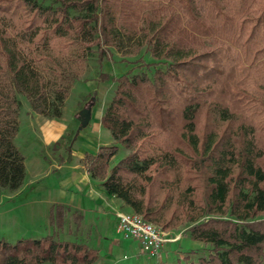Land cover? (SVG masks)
I'll return each mask as SVG.
<instances>
[{
    "label": "trees",
    "instance_id": "trees-1",
    "mask_svg": "<svg viewBox=\"0 0 264 264\" xmlns=\"http://www.w3.org/2000/svg\"><path fill=\"white\" fill-rule=\"evenodd\" d=\"M110 49L143 69L112 79L100 123L113 145L83 157L90 177L161 230L187 223L209 247L187 264H264V0H0V191L25 177L17 96L60 118L93 51ZM67 212L50 207L49 225L63 231ZM98 255L56 233L0 239V264Z\"/></svg>",
    "mask_w": 264,
    "mask_h": 264
},
{
    "label": "rangeland",
    "instance_id": "rangeland-1",
    "mask_svg": "<svg viewBox=\"0 0 264 264\" xmlns=\"http://www.w3.org/2000/svg\"><path fill=\"white\" fill-rule=\"evenodd\" d=\"M135 58L136 57H129L127 60L122 59L119 53L110 49L107 57L97 61V54L93 51L87 60L85 69L74 81L63 103V120L72 125V122L75 121L73 118H75L77 114H80V112H82L84 108L89 105H97L99 101L105 104L106 108L116 86V84L112 82V79L118 76L120 72H125L130 68H133V72H139L143 69L140 63L133 62L136 60ZM143 58L145 61L151 60L146 54H144ZM104 75L107 77H103ZM17 98L20 102V108L18 111L19 130L15 139V144L19 147V152L21 151V153H23L30 162L35 159H50L57 153L64 142L68 140L69 133L60 141L58 140L57 144L43 143L37 133L33 131L34 128L37 129L35 124L33 122L30 123L29 119L26 118L25 112L27 110L30 111L32 116H35L33 115L35 113L30 110L27 99L22 95L17 96ZM54 119L57 120L58 118ZM76 121L75 123L78 124V127L75 132L79 131L85 133L90 130L91 123L85 126H80L79 121L77 119ZM121 156L122 152L120 150L117 153L116 160ZM37 180L38 181L36 183L39 185H44L46 183V179L37 178ZM10 194V192L5 190L0 191V239H3L7 243H14L16 240L22 238H40L56 233L58 239L60 240L85 241L88 246L97 249L98 253L100 250V260L105 261L107 264H150L153 260L154 262L152 264H187L189 262H196V259L199 256H205L209 251V247L207 245L190 240L186 234L189 225L187 223H180L177 225L173 224L169 229H163L168 233H181L180 241L174 244L163 245L159 253V258L149 257L139 252L135 241L131 239H116L111 230L113 224L111 220L106 226L103 224L102 228L100 227V229L107 234H95L93 227L87 230V234H84L82 232L83 229H85L86 220H83L84 222L81 223V226L79 225L78 227H75L71 216H68L67 219L70 221L68 222L65 218L66 221L62 227L63 232L59 229H53V227L49 225L47 222L48 218L44 212V207L41 206L40 203L35 205H25L22 209H18L16 211L12 210L10 208L12 203L10 200ZM25 195L26 193L19 199H27L25 198ZM180 205L181 202L175 200L171 206L176 209ZM119 206L123 212H130L128 207L125 208L121 205ZM69 226H71V229L74 230L72 234H68L67 229L70 228ZM100 236H103L102 239H104V241L101 242V247L98 246ZM112 242L113 249L111 252H108L106 250L107 246ZM133 243L136 244V247ZM185 255H187V258H184Z\"/></svg>",
    "mask_w": 264,
    "mask_h": 264
},
{
    "label": "crops",
    "instance_id": "crops-1",
    "mask_svg": "<svg viewBox=\"0 0 264 264\" xmlns=\"http://www.w3.org/2000/svg\"><path fill=\"white\" fill-rule=\"evenodd\" d=\"M104 109L105 104L100 101L97 105H89L84 108V110L89 112V121L86 125L91 123L90 130L85 133L75 132L78 127L75 121L79 114L73 118L75 121L70 125L67 121L63 120L62 115L55 120L54 118L45 119L36 114L32 116L28 110L25 112L29 122H33L35 127H37L33 131L37 133L43 143L57 144L58 140L60 141L69 134L68 140L64 142L57 153L50 159H35L30 162L20 151L24 160L25 177L20 189L10 194L12 202L10 208L12 210L16 211L22 209L25 205L40 203L44 207V212L48 218L49 208L60 205L68 208L66 219L73 213H77L81 216L80 226L86 220V226L82 232L84 234H87V230L92 227L95 230V234H107L100 227L102 228L103 224L106 226L111 220L113 222L111 230L116 238L115 213L118 211L123 212L119 208V205L125 208L127 206L116 197L107 194L100 186V183L90 177L82 164V159L86 154H95L100 146L113 145V139L109 131L100 123ZM17 133L13 140L14 144ZM16 148L19 151L17 145ZM37 178L46 179V183L44 185L37 184ZM25 193V198L27 199L20 200L19 198ZM102 238L103 236H100V241H98V246L100 247L102 246L101 242L104 241ZM112 244L113 242L108 244L106 249L108 252L112 251ZM133 245L136 247L135 243ZM100 259L98 255V259L93 264H107ZM153 262L151 261L150 264Z\"/></svg>",
    "mask_w": 264,
    "mask_h": 264
},
{
    "label": "built area",
    "instance_id": "built-area-1",
    "mask_svg": "<svg viewBox=\"0 0 264 264\" xmlns=\"http://www.w3.org/2000/svg\"><path fill=\"white\" fill-rule=\"evenodd\" d=\"M115 217L116 238L135 241L139 252L149 257L158 258L165 243H175L181 239V233L165 232L145 221L139 214L118 211L115 213Z\"/></svg>",
    "mask_w": 264,
    "mask_h": 264
},
{
    "label": "water",
    "instance_id": "water-1",
    "mask_svg": "<svg viewBox=\"0 0 264 264\" xmlns=\"http://www.w3.org/2000/svg\"><path fill=\"white\" fill-rule=\"evenodd\" d=\"M77 120L79 121L80 126H85L89 121V112L87 110H83L80 112Z\"/></svg>",
    "mask_w": 264,
    "mask_h": 264
}]
</instances>
